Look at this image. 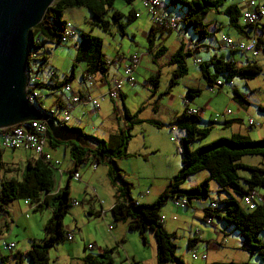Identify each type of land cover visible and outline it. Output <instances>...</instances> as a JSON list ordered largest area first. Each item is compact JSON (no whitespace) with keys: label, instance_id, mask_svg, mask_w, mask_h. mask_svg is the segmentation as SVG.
<instances>
[{"label":"trees","instance_id":"trees-1","mask_svg":"<svg viewBox=\"0 0 264 264\" xmlns=\"http://www.w3.org/2000/svg\"><path fill=\"white\" fill-rule=\"evenodd\" d=\"M123 1L126 4H130L132 0ZM166 1L167 6L180 7V14L176 16L177 18L175 17L177 19V30L190 31L194 38L199 41L208 36L207 25L203 22L205 14L208 11L216 12L221 4V0ZM112 2L113 0H54L48 6L41 20L30 29L33 40L28 45V61L32 54L30 51L37 53L40 49H44V46L49 42L54 45L60 44V38L65 26L62 12L67 8L84 7L90 12V23L92 25L102 31H107L108 26L113 24L123 33L124 24L134 19L136 12L133 9H129L123 15L112 8ZM231 4L225 7L222 12L227 17L228 24L231 27L241 29L237 25L239 10L235 4ZM243 25L253 26L249 24ZM156 30L159 31V34L163 31L150 25L146 34L147 49L152 46V38ZM77 36L78 40L74 44L71 67L74 68L75 63L82 64L81 76H84V74H103L111 61L107 60L102 53L101 38L82 31L78 32ZM190 45L194 49L196 48L194 44ZM257 45L260 47V52L264 55V38L262 36H257ZM182 46L180 44L168 57L169 64L175 66L172 70V79L168 82L169 86L175 83L176 78L186 73L184 57L191 55L192 51L190 49L182 51ZM163 51V47L158 48L153 57L160 55ZM41 59H46V56L44 54L41 55ZM209 65L211 70H208ZM198 68L207 88L212 87L216 80H220L221 84L228 82L234 77L241 80H250L261 71L260 66L255 61L245 66L236 67L232 61H222L218 58L200 63ZM27 69L31 72L29 67ZM50 73L51 75L46 79L35 82L33 84L34 89L60 90L72 79V72L67 76L64 75L58 81L51 77L54 75V70H51ZM155 74L157 75V72ZM146 82L152 91L156 89L157 80L155 77H149ZM220 86L216 90H219ZM164 92L167 93V91ZM199 93L200 89L198 87H186L183 98L188 100L199 95ZM231 97L241 106L247 104L246 98L235 89H231ZM35 99L33 102L40 111L53 117L51 110L42 107L37 101V97ZM122 99L123 97L120 95L119 100L123 107L122 119L125 124L123 129L110 134L105 140L92 135H81L89 141L86 146L72 141L64 142V144L68 143V146H70L68 147L69 157L74 165L83 163L88 156L94 163L107 164L106 175L116 191V193L114 191V200L109 209L112 223L117 220H126L127 230L135 231L142 244H145L146 240L144 232L150 231L154 239L155 264H184L182 259L175 254V244L172 241L173 233L167 232L160 221V206L166 199L173 201L183 198L185 200L183 207L190 206L193 201L206 199L209 192L208 182L213 181L217 186L216 199L210 198L208 204L201 207L200 220L209 225L212 222V218H215L222 223L221 225L225 229H233L240 238V248L264 261V241L258 238L259 233L264 231V201L256 204L251 210L239 204L242 196L252 188L261 189L264 196V165H248L239 161L243 155H264V137L252 140L245 135L232 134L229 137H219L208 144L192 148V142L206 135L210 127H197L198 114L187 113V107L184 106L181 113L170 123L174 124L183 133L177 146L179 168L168 180L167 186L153 201L145 204L137 203L129 194V183L121 178L122 172L116 166L115 158L126 155L124 149L128 139L127 131L132 124L143 120L136 118L139 110L134 113L128 112L123 106ZM55 104L59 106V101H56ZM257 109L264 113V106H257ZM147 121L153 124H161L151 119ZM214 122L208 121L209 124ZM10 128L0 129V135L3 131ZM48 143L53 146L59 141L48 137ZM2 151V148H0V213H5L7 205L17 199H27L30 204H33V211L40 207L41 203L47 204L48 200L51 211L50 217L44 223L43 235L38 239H31L28 249L23 254L17 252L2 255L0 264H22L20 256H24L27 259V264H48V250L66 239L67 231L63 227L62 218L68 212V207L72 205V200L68 195V185L65 184L63 188L49 194L53 188L52 166L42 158H35L32 162L27 161L18 179L5 177L4 173H7V170H4L1 161ZM201 170L206 171V177L189 188L180 187L181 183L189 175ZM218 192L223 195L219 197ZM206 219H209L210 222H206ZM230 231L232 232V230ZM192 240L195 241L196 239ZM190 242L191 240L188 239V247ZM113 249H103L95 256L85 255L82 258V263L113 264L111 258ZM200 264L249 263L228 261Z\"/></svg>","mask_w":264,"mask_h":264},{"label":"rangeland","instance_id":"rangeland-1","mask_svg":"<svg viewBox=\"0 0 264 264\" xmlns=\"http://www.w3.org/2000/svg\"><path fill=\"white\" fill-rule=\"evenodd\" d=\"M160 1L165 5L164 8L166 13H169L174 17L180 14L179 6L170 7L166 5V0ZM234 2L235 0H221L220 6L223 4L229 5ZM112 8L118 10L123 15H125L129 9H133L138 14L137 17L124 24L123 33H121L119 28L113 24L108 26L107 31H102L101 29L92 25L90 23V12L84 7L64 9L62 12V18L65 21V28L67 30H73V33L67 36L65 42H60L58 45H54L53 43L49 42L44 46V49H40V51L37 53L30 51L32 54L30 55V59L28 61V67L31 69L32 75L38 77L39 79H43L47 78L49 74L51 75L50 71L54 70V75L51 76L52 79H61L64 75L68 74L71 69V62L74 55V44L78 40L77 33L82 31L101 38V50L104 56L108 59H117V57L120 55H122L123 58H127L128 55L132 53H137L139 56L141 55L137 65V71H134L135 84L129 85L125 82V84H122V88L125 93L122 103L128 112L134 113L137 110L144 109L141 115L144 117H151V105L153 106V104H155L156 106L154 110H159L160 113L162 109H165V107L168 106L166 102L170 96H172L173 99L172 106L176 104H182V99H184L183 97L186 90L185 86L192 84L193 86H196L197 78H199V80L202 79L198 65L194 67V64L192 65L191 63L190 57H184L186 73L181 77L176 78L175 83L169 86L168 82L172 79V70L175 68V66L170 64L160 67L156 75L155 72H153L156 70L155 65L150 64L148 55L145 54L148 41L146 40L144 33L148 31L150 27V19L142 6L141 0H132L130 4H126L123 0H113ZM208 19H216L219 22L218 24L220 25V30L216 32L217 40L224 37L227 28L226 16L221 12L216 13L215 11H208L203 21L205 22ZM238 21L241 23L239 17ZM210 27V25H207L206 29L211 33ZM175 32L177 33L176 30L173 32L171 31L167 37H165L164 34L162 36V38L164 37L163 41L162 38L157 36V32H155L153 45H157L162 41V44L164 45L167 52L172 51V49L179 45V41L175 35ZM183 32L186 34L184 37L181 36V41L184 45H186V39L193 35L190 33V31ZM184 45L182 51H184ZM43 54L46 56V59L44 60L41 59V55ZM198 55L203 56V53L199 52ZM255 60L261 68V73L248 81L246 80V83L250 88H253V91H248L243 86L238 88L239 91L245 94V98L249 103L248 105H250L252 108L250 109L252 110V114L249 113L246 116L251 117L260 124L259 126H251L250 128L247 127L252 132H254L253 130L257 128L264 127V113L259 111L257 109V105L255 104L257 102H262L264 104V59L262 57H258ZM203 61L205 62V60ZM78 68V63H75L73 68V86H76L78 83ZM150 69H153V71H150ZM149 75L155 77L157 80L156 89L153 91L149 85H143V83L147 80V76ZM35 91L37 93V101L45 109L53 107L52 105L57 96L64 93L58 89L53 91L35 89ZM164 91H167V93ZM230 97L231 86L228 83H225L221 86V88H219V90L210 87H208V89L201 88L199 95L189 98V103L193 104V102L195 103L196 101L200 102L201 104L198 106L203 109L202 114L198 115V121L196 123L197 127L208 128L211 126L213 128H222L220 122L209 124L208 120L213 121V113H219L220 110L224 109L225 102H227ZM100 102V104L104 105L105 100ZM116 104L118 105V109H120L121 112V117H117L120 121L122 118L123 107L119 99H116ZM205 104H209L207 108H204ZM228 107L231 111H233L231 105ZM92 116L95 117V115ZM160 119H163V117ZM160 119L157 122H160L161 124H153L148 121L132 124L127 131L128 139L124 149L126 155L115 158V164L122 172L121 178L129 183V192L131 196L137 198L139 194L147 195L150 188L149 202L153 201L159 195V191L164 187V185L167 186L168 183V181H164V174L161 169L163 166H165V162L167 161L164 155L163 146H168V143L171 144V156H175V159L178 158L179 164V154L178 151L176 152L175 150V147L179 145V133H173L172 131L170 132L169 124L162 123ZM71 120L74 121V119L70 116V121ZM86 120L87 118L82 117L83 122H86ZM103 120L109 123V118L106 116H103L102 119L96 117L93 127H101V121L104 122ZM90 125L92 124L89 123L85 125V132L89 129ZM213 128L212 130L210 128L206 135L193 141L191 147L195 148L200 145L208 144L212 140L218 138H215V133L213 134ZM180 132L182 133L181 130ZM126 145H128L127 150ZM151 145L155 146L156 150L141 152V149H147ZM23 157L24 152L20 150L11 151L9 149H3L1 155L2 161L5 163L9 161L13 162L18 159L21 160ZM239 161L248 165L261 166L264 165V155H243L240 157ZM93 164L95 165L94 169L91 167ZM77 167L78 173L83 175V179L80 181L69 180L68 189L70 197H74L78 203L68 207V212L63 216L62 219L63 224L71 226L75 234L73 235L71 241L65 239L58 245H55L48 250V264H78L75 254L72 252V247L76 245L75 247L78 248L80 252L90 251L92 253H96L97 251L94 248L90 250L83 249L81 245L82 241L84 243L86 239H99L101 236H106V224L109 223V218H111L109 211H107L104 218L101 219L98 217H93L92 215H88L86 209L89 204L87 200L89 199L91 200L90 203H95L94 207L97 208V210H99L98 203H101L102 207H106L110 203L112 199V193L115 191V187H113L110 182L108 183V178L106 179L105 177L108 166L107 164L94 163L88 159L83 163H77ZM17 171V169H13L10 174L16 178L15 176L17 175ZM205 174L206 171L201 170L189 175L181 183L180 187L189 188L197 184L203 179ZM10 176L8 175L7 177ZM64 185L65 182L62 184V187ZM85 185L87 188L84 189ZM92 189L95 191L97 197H92L89 194L88 191H91ZM208 190V197L206 199L193 201L188 207H179L174 205L171 199H166V201L160 206V221L163 223L166 231L171 232L174 235L172 241L175 244V254L179 256L185 264L201 263L199 259H191L190 257L191 253H194L198 256V251L201 250H205L207 260H213V262L234 261L246 262L249 264H264V261H261L256 255L250 254L249 252L240 248V238L237 232L233 229H230L232 230L231 234L224 236L225 241L223 240L221 243L214 242V239L216 238L212 226L206 225L200 220V207L205 204L207 205L210 198L216 199L215 192L217 191V186L213 181L208 182ZM258 191L261 192L262 190L259 189ZM218 194L219 197L223 195L221 192H218ZM23 200H14V204L18 202L19 205L24 208L25 206L23 204ZM239 204L242 205L241 202H239ZM41 216H49L46 209L38 212L29 211L27 213V218L30 219L28 223V229L33 233L38 230L40 231L41 228V226H39V228L36 230L37 221L34 219V217L38 218ZM23 218L24 217H22V219ZM113 222L115 224H121L120 222L127 223L126 220H117ZM212 222L214 224H218L217 222L220 223V221L216 220L215 218H212ZM218 225L221 226L220 224ZM20 230V227L15 228V231L18 232V235L22 237V230ZM39 233L41 237L42 232L40 231ZM144 233L146 240L145 244H142L138 234L135 231H128L126 240L124 241L127 255L131 257V254H133L136 257H141L143 262L145 261L144 264H151L152 262L155 264V246L153 235L150 231H145ZM188 238H199L197 249H192L191 247L187 246ZM258 238L261 241H264V231L259 233ZM204 243H207L205 249ZM98 244L99 243L97 242V246L101 245ZM72 255L74 256L73 258H71Z\"/></svg>","mask_w":264,"mask_h":264},{"label":"crops","instance_id":"crops-1","mask_svg":"<svg viewBox=\"0 0 264 264\" xmlns=\"http://www.w3.org/2000/svg\"><path fill=\"white\" fill-rule=\"evenodd\" d=\"M238 1L239 0H235V2L232 3L231 5L235 4L236 7L238 8V6H237ZM255 1L258 2L261 0H255ZM161 5H162V9L164 10V12H166L165 8H164L165 5L163 3H161ZM223 5H221L219 7V9L216 11V13L221 12L224 15V13L222 11L225 9V7H227L229 5H227V4L224 6ZM137 16H138V14H137ZM204 23L206 25L211 26L210 27L211 33L208 32L209 33L208 36L201 41L196 40L194 37L190 36L189 38L186 39V45H184L181 41V36L184 37V35L186 33L183 32L182 30L181 31L176 30L177 33L175 32V35L177 36L178 41H179L178 42L179 45L182 44L185 46L184 50H189L188 47L190 44L195 45L196 48L191 50L192 51L190 53L191 55H186V56L190 57L191 63H192V65L194 64L193 65L194 67H196V65H198V64L193 63V61H192V59L195 57H197V59L199 60V64L204 63L203 60L208 61L210 59L218 58V59H221L222 61L230 60L235 64L236 67L245 66L246 64L251 63L252 61L256 62L255 59L258 57H262L264 59V55L261 52L256 56H251L249 53L239 52V51H235V50H229V49L225 48L221 43L222 38L219 40H217V38H216V32L218 30H220V25L218 24L219 22L216 19H208ZM150 25H151V23H150ZM237 25L241 29L231 27L228 24V20H227V22H226L227 28H226L225 36L231 37L233 39H245L252 32H254L257 36H262L264 38V24H262V23H257L254 26H244L243 24H241L238 21ZM71 31L73 33V30H71ZM171 31L172 30L167 31V32L162 31V33H160V34H159L158 30H156L155 32H157L156 34H158L157 35L158 37L162 38V36L164 34H165V37H167L171 33ZM146 34H147V31L144 33L145 37H146ZM154 38H155V33L153 34V38H152V46L146 50L145 54L148 55V60H149L150 64L155 65V68H156V70L153 71V69H150V71L158 73L160 67H164L165 65H170L168 62V57L179 47V45L177 47H175L174 49H172V51L167 52L164 45L162 44L164 37L162 38L161 43H158L157 45H153ZM74 43H75V41H74ZM160 47H163L164 51L162 53H160V55L153 57V54L155 53V51L158 50V48H160ZM182 49H183V46H182ZM199 52H202L203 56L198 55ZM139 57H141V55ZM127 58H123L122 55L118 56L117 59L106 58L107 60H110L111 63L108 65L107 70L103 74H99V73H96L93 75L84 74V76H81L83 66H82V64L78 63L79 79H78V83L76 86L72 85L73 76H74L72 67H71L69 73L65 75V76H67L70 74V72H72V79H70L67 84L70 85L71 90H72V94H74L76 92H79L81 94L80 96H81L82 101L76 102V103L68 102L67 97L70 96L71 93L64 92L63 87H61L60 91L64 92V93L57 96L56 100L54 101V103L52 105L53 107H49L48 109L52 110V114L54 116H55V114H54L53 109L57 108V110H58L59 115L57 114L55 117V120L53 122L54 127H57L58 125H64L65 127L71 128L72 130H74V132L78 136V138L61 140L59 138L51 136L50 131H48V129H47L46 136H45L46 144L43 147V151L45 153H48L53 159H57L59 161L58 164L52 166L53 188L49 192V194H52V193L56 192L57 190L63 188L62 184L64 182H65V184L68 185L69 180L80 181L81 179H83V175H80L78 173L77 165H74L73 162L71 161L70 157H69L68 147H70V146H68V143L64 144V142L72 141L74 143L86 146L87 144H89V141L86 138L82 137L81 135H92V136L95 135V137L105 140L108 138V136L110 134H114L115 132H117V130H119V126H120V130L125 127V124H124L122 118L120 119V121L118 120V118L121 117V112H120V109H118V105L116 104V100L109 99V98L104 97L102 95L106 92V90L110 86L113 85L114 81L117 80L121 76L122 64L127 60ZM137 68H138V66L135 69L136 71H137ZM208 70H211L210 65L208 66ZM260 73H261V71H260ZM49 75H48V77H49ZM149 77H151V75L147 76V79ZM37 79H38V81H40V80H44L46 78L39 79L37 77ZM56 80L58 81L61 79H56ZM247 81L234 77L226 83H228L231 86V89H235L239 94H241L245 97V94L242 93L241 91H239L238 88L243 86L248 91H253V88H250L249 85L246 83ZM127 84L130 85V83H127ZM132 84H135V81ZM146 84L148 85V83L145 81L143 83V85H146ZM223 84H225V82L220 84V85L222 86ZM221 86L219 88H221ZM122 87L118 93L117 99H119L120 95H122L123 98L125 96V93H124ZM186 87H198L199 89H201V88L206 89L207 88L205 86V82H204L203 78L200 80H199V78H197V85L196 86H193V84H192V85L185 86V88ZM125 89H126V87H125ZM85 95H89L92 98H97V97H101V96L103 98H101L99 100L98 107L94 109L90 106V104L88 102H86L84 100ZM104 100H105L104 105L100 104L101 103L100 101H104ZM56 101H59V106H56V104H55ZM191 101H192V99H191ZM189 102H190L189 100L186 101V100L182 99V104H180V105L176 104V105L172 106L173 105V99H172V96H170L166 102V104L168 106H166L165 109H162V111L160 113H159V110H154L156 105L153 104V106L151 105V111H152L151 117L142 116L141 113L144 111V109H140L136 115V118H139L140 120H143V121H147L149 119L158 121L160 118L163 117V119H160V120L162 121V123L169 124V131L170 132L172 131L173 133L178 132L179 133L178 136L181 137L182 133L180 132V129L178 130V128L174 124H170V123L174 120V118L177 115H179L181 113L184 106H186L187 109H196L198 115H201L202 111H203V109L198 106L201 104L200 102L196 101L195 103L193 102V104H191ZM248 104L249 103L247 101L246 105L241 106L237 102H235L232 99V97H230L229 100L227 102H225L224 109L220 110L219 112L222 113V112H224V110L229 109V107H228L229 105L232 106L233 111H231L229 109L230 113L228 115L220 116L217 119V121L213 120V121H215V123L220 122V125L222 126V128H213L210 126L211 130H212V128L214 129L213 134L215 133L214 134L215 138L216 137L219 138V136L229 137L232 134L245 135L252 140L264 137V127L257 128L255 130H253L254 132H252L251 130L248 129L251 126H259L260 125L258 121L253 120L249 116H246L249 113L252 114V112H251L252 110H250L252 108ZM255 104L257 106H262V107L264 106V104L262 102H260V103L257 102ZM208 105L209 104H205L204 108H207ZM170 107H172V108H170ZM64 114L68 115L67 121H65L64 123H59V119ZM92 115H95V117H93ZM107 115H109V116H107ZM70 116L74 119V121H72V120L70 121ZM103 116H106L109 118V123H107L105 121L108 119H105L103 121L106 123L101 121V127H95V126L93 127V123L95 122L96 117H99L100 119H102ZM82 117L87 118L86 122L82 121ZM249 118H251L253 120V122L256 124L248 125L247 120ZM110 119H112V120H110ZM212 119H213V116H212ZM89 123H91L92 125H90L89 129L86 130V132H85L84 127H85V125H87ZM48 137H50L51 139H55V140L59 141V143L53 144V146H52L50 143H48ZM127 148H128V145H126V150H127ZM163 148H164L163 149L164 155H165V158L167 159V161L165 162V166H163L161 169H162V172L164 174L163 179L165 182H167L168 179L171 178L177 172L180 163L178 164V158L175 159L174 158L175 156H171L172 155V149H171L170 143H168V146H163ZM2 150H3V148H2ZM15 150H20V151L24 152V157L21 160L18 159V160L13 161V162L9 161V162L5 163L2 161V158H1V161L3 164L4 170H7V173H4V176L6 177L8 175L9 176L11 175L10 177L14 178V176L12 174H10V172H12L13 169H17L18 170L17 175L15 177L18 179L20 176L21 170L23 169L26 162L27 161L32 162L35 158H38L39 156L35 155L32 151L27 150V149H15ZM141 150H142L141 152H148V151H152V150H156V149H155V146L151 145V146H149V148L141 149ZM175 150H176V152L178 151L177 146L175 147ZM11 151H13V150H11ZM88 159H90L89 156L87 157V160ZM91 167H92V169H94L95 165L93 164V165H91ZM74 171L78 174L77 179L72 178V173ZM105 177L107 179L106 175H105ZM204 177H206V174L204 175ZM108 183H109V181H108ZM164 187H165V185H164ZM164 187L159 191V193L164 189ZM85 188H87L86 185H85L84 189ZM88 192L92 197L93 196L97 197L96 193L93 189L91 191H88ZM149 193H150V188H149L147 195L139 194L138 197L136 198V197H132L130 192H129L132 199H134L137 203H142V204L150 203L148 201V200H150ZM261 193H263V192L261 191ZM113 194L114 193H112V199H111L110 203L106 207H102L101 203L100 204L98 203L99 210H97V208L94 207L95 203H90V201H91L90 199L87 200L89 202L88 207L86 209L87 214L92 215L93 217H98V218L103 219L105 216V213L107 211H109V209L113 203V200H114ZM68 195H69V189H68ZM155 197H156V195H155ZM70 198L72 201H76L74 197H70ZM47 202H48L47 204L41 203V206L33 211V209H32L33 205L30 206L26 203H23L25 206L23 208L19 205L18 202H16V204H14V200H13L7 205L6 212L0 213V238H3L6 241H13L15 243V247H14L12 252L0 251V257L2 255H9L12 253H17V252H19L20 254H23L28 249L31 239L40 238V233H39L40 231L42 232V235H43V232H44L43 226H44V223L46 222V220L50 217V211H51V206L49 204V201L47 200ZM77 203L78 202L76 201V204ZM43 209H46L49 216L48 217L47 216H45V217L41 216L38 218L34 217V219L38 222V223L36 222V230L39 228V226H41V228H40V231L38 230V231L33 233L32 231H30L28 229V226H29L28 223H29L30 219L27 218V213L29 211L38 212V211H42ZM200 209H201V207H200ZM22 217H24L23 218L24 220L22 219ZM110 219L111 218H109V223L106 224V232H105L106 236H101V238H99V239H86V241L84 243L82 241L81 245H82L83 249H89L90 250V249L94 248L97 251L96 253H92L90 251H84V252L81 251L80 252L78 250V248L75 247L76 245H74L72 247V250H73L72 252L75 254V257L77 259L76 261H78V264H83L82 258L85 255L95 256L100 251H102L103 249H107V248H114L113 251L111 252V258L113 260V264H144L145 261L143 262L141 257H136L133 254H131V257H129L127 255V250L124 246V244H125L124 241L126 240V236L128 233V230L126 228V223L120 222L121 224H115V223H112V220L110 222ZM217 223L221 225V223H219V222H217ZM62 224H63V222H62ZM218 224H214L213 222H211V224H209V226H212L213 231L215 233L216 239H214V242L221 243L223 240L225 241L224 236L231 234V231L229 229H225L223 225L219 226ZM162 225H163V223H162ZM16 227L21 228L22 231L21 230L20 231H21L22 237L20 235H18V232L15 231ZM63 227L67 231V233H70V235H71V238L66 239V240L71 241L75 232L73 231V229L69 225L63 224ZM188 239L191 240L189 247H191L192 249H197L198 243H199L198 242L199 238H191V239L188 238ZM192 239H196V240L193 241ZM97 242L101 245L98 244L99 246H97ZM87 244H91V248H87L86 247ZM206 246H207V243H204V249ZM198 252L199 253L203 252L205 254V258L203 260L199 259L201 261V263L213 262V260H211V261L207 260V255H206L205 250H201ZM73 257L74 256L72 255L71 258H73ZM20 261L22 262V264H27V259L24 256H20ZM151 264H154V262H152Z\"/></svg>","mask_w":264,"mask_h":264},{"label":"built area","instance_id":"built-area-1","mask_svg":"<svg viewBox=\"0 0 264 264\" xmlns=\"http://www.w3.org/2000/svg\"><path fill=\"white\" fill-rule=\"evenodd\" d=\"M142 6L145 12L148 14L150 23L153 27L159 30H177V19L170 15L162 9V5L160 0H141ZM239 10V18L241 24H249L255 25L257 23L264 24V0L255 1V0H239L237 3ZM137 16V13H135ZM72 34L71 30H67L64 26L63 33L61 35L60 41L65 42L67 36ZM222 45L229 49L235 50L239 52L249 53L251 56H256L260 53V47L257 45V35L252 32L245 39H233L228 36H224L221 39ZM190 50L194 49L192 45L188 47ZM139 55L137 53H132L128 56L127 60L122 64L121 76L114 81L113 85L110 86L106 92L102 95L109 99L116 100L118 98V93L122 87L124 82L126 83H134V71L139 63ZM193 63L199 64V60L195 57L192 59ZM38 82L36 76L32 75L29 71L27 77V93L29 100H34L37 97V93L33 87V84ZM220 80H216L212 87L217 89L220 86ZM64 92L71 93L70 96L67 97V101L71 103L81 102V94L76 92L72 94V90L69 84H65L63 86ZM92 98L89 95L84 96V100L90 104L92 108H97L99 104V100L103 97ZM187 113L197 114L196 109H187ZM230 113L229 109L224 110L222 113H213V120H217L220 116L228 115ZM68 115L64 114L60 119L59 123H64L67 121ZM248 125L256 124L253 122L251 118L247 120ZM46 124L44 121L40 120H28L25 122H21L17 125L12 126L9 130L3 131L0 135V147L3 149L15 150V149H27L32 151L35 155L39 156L38 158H42L43 160L50 163L51 166L58 164L57 159H53L48 153L43 151V147L46 144ZM72 178L77 179L78 174L74 171L72 173ZM24 203L32 206L27 199L23 200ZM264 201V196L261 192L256 188H252L247 191L241 198L242 205L251 210L255 207L256 204L262 203ZM72 205L76 204V201H71ZM173 204L179 207H183L185 204V200L183 198H179L173 200ZM213 205V203H211ZM206 222H210L209 219H206ZM70 233L66 234V239H70ZM15 247V243L13 241H6L3 238H0V251L12 252ZM87 248H91V244L86 245ZM191 259H201L205 258V254L203 252L199 253V255H195L194 253L190 254Z\"/></svg>","mask_w":264,"mask_h":264},{"label":"water","instance_id":"water-1","mask_svg":"<svg viewBox=\"0 0 264 264\" xmlns=\"http://www.w3.org/2000/svg\"><path fill=\"white\" fill-rule=\"evenodd\" d=\"M54 0H0V129L28 120L44 121L51 136L75 139L74 130L53 122L54 114L42 113L27 93L31 27L37 24ZM36 100V99H35ZM52 112V110H51Z\"/></svg>","mask_w":264,"mask_h":264}]
</instances>
